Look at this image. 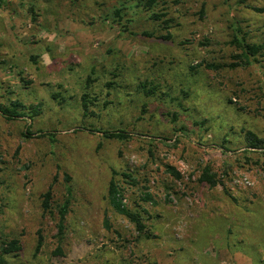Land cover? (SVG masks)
<instances>
[{
  "label": "rangeland",
  "instance_id": "374dc122",
  "mask_svg": "<svg viewBox=\"0 0 264 264\" xmlns=\"http://www.w3.org/2000/svg\"><path fill=\"white\" fill-rule=\"evenodd\" d=\"M145 1L0 0L8 264H264V151L246 140L264 141V57L227 67L238 31L264 44V0Z\"/></svg>",
  "mask_w": 264,
  "mask_h": 264
},
{
  "label": "trees",
  "instance_id": "16d2710c",
  "mask_svg": "<svg viewBox=\"0 0 264 264\" xmlns=\"http://www.w3.org/2000/svg\"><path fill=\"white\" fill-rule=\"evenodd\" d=\"M139 2H142L144 0H138ZM157 2V0H146L144 3V7L146 9H151L152 6ZM246 2V0H243L242 3ZM153 18H156V20L159 19L157 16H153ZM164 26L168 27V22L164 21L163 22ZM239 36H234L232 44L235 46V49L239 52L235 58L236 62L228 65L230 69L234 68H244V67H249L252 63H257L259 57H264V44L261 43H255L252 42L247 36V34H242L241 31H238ZM164 41H168L170 39V35H167L165 37H162ZM211 68V67H207ZM86 96L82 97L83 103L86 101ZM0 113L7 118H16V114L13 112H10L8 109H1L0 108ZM103 137L106 139H117V140H122L125 138V136L122 133H111V132H104ZM246 140L249 144V147L251 149H256V150H263L264 151V141L263 140H258L255 138L254 135L251 133H247L246 135ZM167 172L171 174L176 179H180L179 173H177L173 168L167 167ZM123 178L126 180H131V175L129 174H123ZM198 183L199 184H205L211 188H214L218 185V181L216 180V177L213 173H211V169L205 168L203 169L200 177L198 178ZM50 197L51 193L50 191L47 192L45 195H43V203H42V208L43 211L49 212L50 209ZM108 199L111 204V206L115 209L116 212L119 214L123 215L126 217L132 224H134L135 229L139 233H143L145 227L142 224V221L139 217L138 214H133L130 213L127 209L124 208V206L121 203V190L117 183L115 181H111L108 189ZM68 212V202L64 203L63 206L60 207L58 210V223L56 225V228L58 230V234L61 237L62 234L64 233V223H65V218ZM42 246L41 241H38V244L36 246V253L40 251V248ZM21 250L19 242L17 240H9V241H3L1 243V248H0V264H8L7 263V257L12 256L17 257V253H19Z\"/></svg>",
  "mask_w": 264,
  "mask_h": 264
}]
</instances>
